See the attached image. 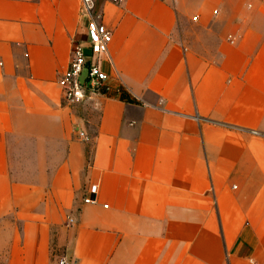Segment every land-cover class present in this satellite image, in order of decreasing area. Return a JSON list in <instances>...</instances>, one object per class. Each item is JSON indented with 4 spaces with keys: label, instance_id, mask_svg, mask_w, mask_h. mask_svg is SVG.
I'll list each match as a JSON object with an SVG mask.
<instances>
[{
    "label": "crops",
    "instance_id": "crops-1",
    "mask_svg": "<svg viewBox=\"0 0 264 264\" xmlns=\"http://www.w3.org/2000/svg\"><path fill=\"white\" fill-rule=\"evenodd\" d=\"M94 1L111 92L68 107L80 1L0 0L7 264H264V0Z\"/></svg>",
    "mask_w": 264,
    "mask_h": 264
},
{
    "label": "built area",
    "instance_id": "built-area-1",
    "mask_svg": "<svg viewBox=\"0 0 264 264\" xmlns=\"http://www.w3.org/2000/svg\"><path fill=\"white\" fill-rule=\"evenodd\" d=\"M79 1L81 14L87 20L86 46L82 43H74L68 67L57 82L62 93V103L68 107L84 103L94 96H107L111 92L109 77L100 66L103 57L111 62L108 56L111 33L99 23L100 14L95 11L94 0ZM76 135L79 139L85 138L80 132ZM96 190V186H91L83 203H94ZM58 264H67V262L61 259Z\"/></svg>",
    "mask_w": 264,
    "mask_h": 264
},
{
    "label": "rangeland",
    "instance_id": "rangeland-1",
    "mask_svg": "<svg viewBox=\"0 0 264 264\" xmlns=\"http://www.w3.org/2000/svg\"><path fill=\"white\" fill-rule=\"evenodd\" d=\"M94 4L95 11L97 12V4L95 1ZM17 228L11 217L0 220V264H7L9 248L12 241H14Z\"/></svg>",
    "mask_w": 264,
    "mask_h": 264
},
{
    "label": "trees",
    "instance_id": "trees-1",
    "mask_svg": "<svg viewBox=\"0 0 264 264\" xmlns=\"http://www.w3.org/2000/svg\"><path fill=\"white\" fill-rule=\"evenodd\" d=\"M120 98L123 100L127 99L126 94L123 91L120 92Z\"/></svg>",
    "mask_w": 264,
    "mask_h": 264
}]
</instances>
